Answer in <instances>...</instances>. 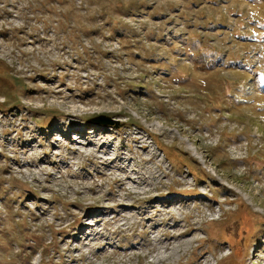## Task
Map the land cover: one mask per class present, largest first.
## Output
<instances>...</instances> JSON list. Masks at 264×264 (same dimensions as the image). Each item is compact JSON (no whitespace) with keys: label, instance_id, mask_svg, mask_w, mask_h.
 <instances>
[{"label":"rangeland","instance_id":"obj_1","mask_svg":"<svg viewBox=\"0 0 264 264\" xmlns=\"http://www.w3.org/2000/svg\"><path fill=\"white\" fill-rule=\"evenodd\" d=\"M41 260L264 264V0H0V264Z\"/></svg>","mask_w":264,"mask_h":264},{"label":"trees","instance_id":"obj_2","mask_svg":"<svg viewBox=\"0 0 264 264\" xmlns=\"http://www.w3.org/2000/svg\"><path fill=\"white\" fill-rule=\"evenodd\" d=\"M154 139H155L157 146L164 152V155L168 160H170V161H177L178 160V155H176L174 152V154H175V156H174V154H172L173 152H172L170 147H167V146L163 145L160 141H157V137H155V136H154ZM182 165L187 167V171L189 172L190 176L193 177V180L195 182H201V180H205L209 176V173L201 167H200V171H197L194 169V167L186 164V162H182ZM169 194H174V193H169ZM241 206H243L245 211L248 212V208L246 207V205L244 203ZM237 210H238V208H237ZM233 213L240 214L237 211H233ZM254 216H255L254 214L249 212V215H248V217H249V224H248L249 229H244L242 227V224L244 223V218L241 217V215L238 216L237 218L231 219V221H230L227 219L228 214H226V216L223 220L216 222L218 225H220L219 235H217L216 238L219 241H226L227 242L228 246L230 247V252H231L232 256L236 255L235 253L239 250V252H240L239 259L240 258L244 259L246 257V254L248 252V248L251 245V243L253 241V236L257 230V225L259 224V222H256L253 220ZM74 221H75V219H73L72 224ZM76 222H75V224H76ZM23 227H24L23 232H27V230L25 228V224L23 225ZM30 237H32L34 239L33 242L35 244H40L41 241L39 240V238L35 237L34 235H31ZM25 248H26L25 245L23 243H20V251H25ZM38 264H51V262L49 260L48 261L41 260Z\"/></svg>","mask_w":264,"mask_h":264},{"label":"water","instance_id":"obj_3","mask_svg":"<svg viewBox=\"0 0 264 264\" xmlns=\"http://www.w3.org/2000/svg\"><path fill=\"white\" fill-rule=\"evenodd\" d=\"M91 122L101 123L102 124H113L115 127L118 126L119 120L115 118L108 117L104 114L95 115L91 118Z\"/></svg>","mask_w":264,"mask_h":264}]
</instances>
